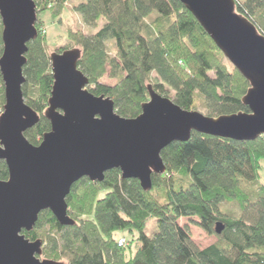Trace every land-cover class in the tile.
I'll use <instances>...</instances> for the list:
<instances>
[{
    "label": "trees",
    "instance_id": "obj_1",
    "mask_svg": "<svg viewBox=\"0 0 264 264\" xmlns=\"http://www.w3.org/2000/svg\"><path fill=\"white\" fill-rule=\"evenodd\" d=\"M33 1L37 38L27 46L22 92L39 116L25 133L37 146L50 131L44 117L53 85L48 51L66 50L52 47L42 34L46 24L39 14L47 11L57 20L72 0ZM234 1L235 12L264 36V0ZM71 10L84 28H98L87 35L68 28L66 35L82 51L78 69L89 81L87 89L109 98L120 117L141 114L148 87L184 111L202 109L207 117L249 113L241 102L249 84L178 0H79ZM1 32L0 20V57ZM110 42L121 47L118 62L108 56ZM108 68L114 86L100 83ZM3 106L0 77V115ZM161 158L165 173L152 174L149 192L136 180H122L119 170L105 173L100 183L84 178L66 199L73 226H61L44 211L33 230L23 234L42 241L43 258L63 264H264V189L251 193L241 184L259 177L264 137L241 142L193 131L187 142L167 146ZM7 179V167L0 162V181ZM222 202H236L248 219L225 217ZM182 218H196L197 226L215 235L216 242L197 249L188 229L178 224ZM150 220L157 226L153 238L144 233ZM217 223L224 226L220 235L214 233ZM118 232L130 235L127 242L135 246L134 254L131 247H117Z\"/></svg>",
    "mask_w": 264,
    "mask_h": 264
},
{
    "label": "water",
    "instance_id": "obj_2",
    "mask_svg": "<svg viewBox=\"0 0 264 264\" xmlns=\"http://www.w3.org/2000/svg\"><path fill=\"white\" fill-rule=\"evenodd\" d=\"M178 1L249 84L241 100L249 113L205 117L148 87L141 114L122 118L109 98L87 90L89 81L78 70L82 52L66 50L49 56L53 85L44 117L50 131L33 146L25 133L39 116L25 103L22 87L27 46L37 38L36 6L33 0H0V162L8 171L0 181V264H63L43 258L42 241L23 232H31L44 211L61 226H73L66 199L84 178L100 183L105 173L119 170L122 180H136L149 192L152 174L165 173L161 152L187 142L193 131L241 142L264 137V36L235 12L234 0ZM223 230L215 225L216 235Z\"/></svg>",
    "mask_w": 264,
    "mask_h": 264
},
{
    "label": "rangeland",
    "instance_id": "obj_3",
    "mask_svg": "<svg viewBox=\"0 0 264 264\" xmlns=\"http://www.w3.org/2000/svg\"><path fill=\"white\" fill-rule=\"evenodd\" d=\"M77 3H79V0H72L71 3L65 5L63 11H61V15L57 20L51 19L50 12L43 11L39 14V18L43 20L46 24V26L41 29V32L43 35L47 37V40L49 42L53 43L52 47L55 48L64 47L66 48V50L79 49L78 47H73V45L66 40L68 28L73 31L82 30V32L85 35L90 33L93 34L98 30V28H96L95 30L89 31L82 26L78 16L75 15L71 10L73 4H77ZM53 52H55L53 48L49 49L48 54L50 55ZM107 53L110 58H113L116 62H118L119 55H122V50L119 43L110 42L107 45ZM153 76L155 77V74H153ZM100 83L106 86H114L116 84V80L113 78L112 70L110 68L107 69L105 75L100 79ZM168 96L169 98H172L173 93L170 92ZM195 112L204 115L202 109H198ZM204 116L207 117L206 115ZM210 118H215V117H210ZM241 184L251 193L254 191L256 192L258 188L264 189V163L261 165V169L259 171V177L256 178L255 182L242 181ZM251 201H252V195H251ZM220 209L222 210V213L224 214L225 217H230V218L241 217V218H246V220L248 219V214L244 215V213L241 211L240 207L236 202H232L230 204L222 202ZM178 224L180 227H185L188 229L189 238L191 242L199 250H203L213 245L216 242L215 235H208L200 227L197 226L196 218H182L178 221ZM156 232H157L156 221L155 220L148 221L144 230L146 236L149 238H153ZM115 236L117 238L124 237L127 241L130 240V235L127 232H118ZM127 246H128V242H126L125 246L122 248H125ZM128 247H131L130 249L134 254V252L136 251L135 246L129 244Z\"/></svg>",
    "mask_w": 264,
    "mask_h": 264
},
{
    "label": "built area",
    "instance_id": "obj_4",
    "mask_svg": "<svg viewBox=\"0 0 264 264\" xmlns=\"http://www.w3.org/2000/svg\"><path fill=\"white\" fill-rule=\"evenodd\" d=\"M125 244H126V240H125L124 238H120V239H118V241H117V246H118L119 248L124 247Z\"/></svg>",
    "mask_w": 264,
    "mask_h": 264
},
{
    "label": "bare ground",
    "instance_id": "obj_5",
    "mask_svg": "<svg viewBox=\"0 0 264 264\" xmlns=\"http://www.w3.org/2000/svg\"><path fill=\"white\" fill-rule=\"evenodd\" d=\"M71 50H73V49H71ZM78 50H80V49H78ZM81 51V50H80ZM82 52V51H81Z\"/></svg>",
    "mask_w": 264,
    "mask_h": 264
},
{
    "label": "clouds",
    "instance_id": "obj_6",
    "mask_svg": "<svg viewBox=\"0 0 264 264\" xmlns=\"http://www.w3.org/2000/svg\"><path fill=\"white\" fill-rule=\"evenodd\" d=\"M79 70V69H78Z\"/></svg>",
    "mask_w": 264,
    "mask_h": 264
}]
</instances>
